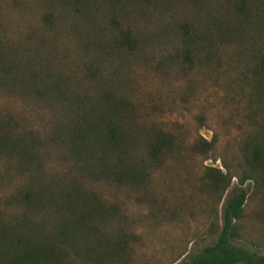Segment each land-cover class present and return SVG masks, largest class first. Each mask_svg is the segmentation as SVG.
I'll return each mask as SVG.
<instances>
[{"label":"trees","instance_id":"1","mask_svg":"<svg viewBox=\"0 0 264 264\" xmlns=\"http://www.w3.org/2000/svg\"><path fill=\"white\" fill-rule=\"evenodd\" d=\"M140 67L237 95L238 172L223 159L201 178L218 200L234 173L252 180L264 212V0H0V95L19 102L0 104V264H134L140 236L99 186L161 209L155 172L213 146L151 116ZM247 195L230 191L216 238L185 264H264L234 242Z\"/></svg>","mask_w":264,"mask_h":264},{"label":"rangeland","instance_id":"2","mask_svg":"<svg viewBox=\"0 0 264 264\" xmlns=\"http://www.w3.org/2000/svg\"><path fill=\"white\" fill-rule=\"evenodd\" d=\"M6 16L12 17L7 32L17 34L18 28L14 25L17 20L21 21L19 13L15 9L11 14L6 10ZM138 70L146 108L151 116L180 135L187 147L199 134L213 140V146L208 151V158L187 148L184 164H166L155 172V194L161 209L151 208L124 189L99 186L122 202L129 227L140 236L133 246V263L185 264L194 253L216 238L214 228L222 222L223 199L239 187L246 188L248 195L244 214L237 221L241 237L234 242L264 253V212L261 204L250 194L252 180L239 183L238 175L234 173L229 188L218 200L201 178L206 165L218 166L225 171L223 159L234 172H238L239 142L249 122L237 95L231 97L232 91L213 78L200 77L190 82L175 80L149 67ZM18 103L13 98L0 95L1 105L17 106ZM176 257L179 258L172 263Z\"/></svg>","mask_w":264,"mask_h":264}]
</instances>
